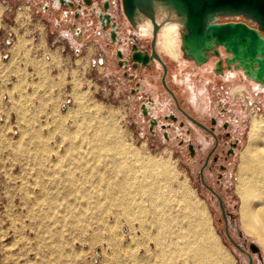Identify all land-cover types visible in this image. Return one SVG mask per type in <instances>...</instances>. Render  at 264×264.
<instances>
[{"label": "rangeland", "instance_id": "1", "mask_svg": "<svg viewBox=\"0 0 264 264\" xmlns=\"http://www.w3.org/2000/svg\"><path fill=\"white\" fill-rule=\"evenodd\" d=\"M5 3L0 0V26ZM113 4L124 27V22L129 21L122 1L113 0ZM126 22L120 48L128 58L132 43L149 49L152 35H142ZM9 25L14 27L17 38L8 58L2 49L7 36L3 34L5 27L0 29V264H205V254L197 253L196 249L201 246L200 239L187 235L190 207L202 203L234 264H250L249 253L254 264H264V241L243 222V199L238 185L252 122L264 119V88H256L240 72L231 79L216 75L210 70L213 65L208 69L188 65L187 70L182 66L185 61L173 58L162 45H157L168 66L167 82L176 91L182 107L219 137L212 161L204 170L205 180L222 196L230 232L248 253L229 239L220 200L207 188L200 174L217 138L179 110L162 85L164 68L160 62L156 61L152 67H125L116 58L119 46L112 45L107 47L113 58L112 69L106 67V60L99 64L97 59L95 69L89 70L81 59L66 65L61 55L52 58L49 55L45 60L47 73L36 67L38 77L33 76L30 81L32 72L28 70V60L22 69V57L13 55L14 49L20 44L26 45L28 39L20 37L15 21ZM65 38L62 35L59 43ZM98 58L104 59L105 55ZM178 67L194 77L196 85L203 86L208 95L207 108L192 101L184 81L175 75ZM145 70H155L160 93L168 102L165 108L154 109L159 123L153 128V117L143 111V104L151 97L142 85ZM79 88L84 93L80 94ZM84 109L101 115L94 124L110 125L121 149L123 143L140 156L166 164L170 190L159 191L167 200L165 207L161 210L152 207V196L139 193L141 203L130 210L134 220L122 215L115 221L114 214H110L108 223H103L97 209L105 210L99 204L103 195L93 193L94 176L85 177L81 170L77 171V183L82 190L90 191L91 198H79L81 193L67 191L69 182L65 170L72 165L71 130ZM171 113L177 117L166 118ZM78 139L84 140L82 134ZM189 143L195 147L194 154ZM82 147L86 149L88 145ZM121 157L119 150L115 151V160ZM130 163L134 164L135 160L131 159ZM113 209L123 211L120 205H114ZM145 209L148 213L142 212ZM156 219L170 222L160 227L154 222ZM252 242L259 250L253 251Z\"/></svg>", "mask_w": 264, "mask_h": 264}, {"label": "bare ground", "instance_id": "2", "mask_svg": "<svg viewBox=\"0 0 264 264\" xmlns=\"http://www.w3.org/2000/svg\"><path fill=\"white\" fill-rule=\"evenodd\" d=\"M151 4L153 13L161 27L157 43L159 46L162 45L173 58L179 57L181 60L199 69H208L213 65L210 69L211 72L219 76L227 75L229 77L230 75L234 78L237 73L240 72L245 79L254 83L256 88H264V83L258 82L256 78V71L250 70L249 67L240 60H232V56L229 55L223 47L206 46L200 53H193L191 49L188 48L185 52L183 49L184 43L182 35L186 32V15L174 4L165 0H152ZM217 15V13H213L210 17L215 19ZM127 24L129 26H134L135 30L142 35H152L153 33V21L151 17L143 11L142 5L139 6L138 13L132 23L133 25L130 23ZM217 50L221 53L220 57L217 56ZM227 59H229L231 63H229ZM228 63L230 66L229 71H235L234 74L225 72V67L227 68ZM42 67L44 68V66ZM181 79L184 81L186 89L190 92L192 101L201 107L206 105L208 96L204 90L200 92L195 90L194 86L197 83L196 80L192 77L189 79ZM79 87H81L80 84ZM80 89L81 88H79V90ZM81 93L84 92L82 91L80 94ZM199 94L201 95L198 96ZM83 95L84 94H82V97H84ZM77 111L78 110H76V112ZM70 112L72 113V111ZM80 113L81 115H78L79 117L76 115L78 118H76V124L72 128L70 135L73 137L71 149L69 151L72 165L65 170L69 182L67 191L69 193L73 191L81 193V195L78 196L79 198H91L90 191L82 190L77 183V179L79 178L77 171L81 170L82 175L85 177L94 176L93 193L103 195L102 201H99V204L104 206L105 210L97 208L101 212L103 223H108L107 217L110 214H114L115 221H119L122 215L128 220L129 217L134 220L135 217L132 216L130 210H132L135 205L141 203L139 200V193L152 196L150 200L152 207H156L160 210L165 207L167 200L160 196L162 193H159V191L162 190L164 193L165 190H170L168 187L170 177L166 171V164L158 163L157 160L153 158L147 159L144 156H140L134 148H127L123 143L121 149L117 142L118 136L114 133L110 125L107 123L94 124V121L100 118L101 115L87 112L86 110ZM72 117H74V115ZM79 130H82V132ZM64 131H66L64 133H68L67 130ZM81 134L84 140L78 139ZM249 138L250 144L242 160L238 184L243 199L242 216L246 227H252L253 231L264 241V119L253 120ZM82 145H88V147L84 149ZM117 150L122 154L119 160H115V151ZM125 155H127V157H124ZM131 159L135 160L134 164L130 163ZM138 161L140 163L139 166H137ZM109 162L110 164H107ZM99 180H101V182ZM114 205L122 206L123 211H113ZM188 206H190V204ZM190 211V229L187 235L200 239L201 246L196 249L197 253L205 254L206 257L202 256L203 258H207L205 264H234L233 256L220 242L218 235L212 227L211 218L205 204L202 203L200 206L199 204H197V206H191ZM95 212L96 209L93 210V213ZM142 212H147V209ZM139 219L142 221L140 214ZM154 222L161 227L168 225L170 220L156 219ZM257 224L259 226H257ZM102 237L108 238L107 236ZM202 246L205 250H203V248L201 250Z\"/></svg>", "mask_w": 264, "mask_h": 264}, {"label": "water", "instance_id": "3", "mask_svg": "<svg viewBox=\"0 0 264 264\" xmlns=\"http://www.w3.org/2000/svg\"><path fill=\"white\" fill-rule=\"evenodd\" d=\"M122 9L129 23L133 25L139 6L142 5L143 11L151 17L153 27L152 51L143 50L137 43H133L129 51L128 58L124 56V51L118 46L121 43V25L111 8V0H46V8L52 9L61 19L73 24L78 19H84L88 26L96 32L98 36L104 35L108 45L116 48V58L125 67L131 65L132 68L152 67L156 61L164 67L162 78L163 85L173 95L177 106L193 121L211 129L197 120L194 116L183 109L177 99L176 93L169 87L167 82L168 66L162 58L157 41L159 37L160 24L152 10V0H121ZM174 4L181 12L186 15V32L183 33V49L188 48L193 53H200L206 46L223 47L232 56V60H240L256 71L258 82L264 83V0H165ZM217 13L215 19L210 16ZM217 56L221 53L217 50ZM220 53V54H219ZM229 63L231 61L227 59ZM222 63V62H221ZM229 63L227 69H230ZM139 89V88H138ZM137 90V89H135ZM150 99V98H149ZM145 114L152 116V128L158 123L148 108V104H143ZM171 118H176L171 114ZM237 143H233L236 145ZM191 153H195L192 143L189 144ZM213 151V150H212ZM200 169V174L204 184L220 200L221 209L226 223V234L231 242L241 251L248 252L231 234L229 228L228 213L226 211L222 196L213 186L205 180L204 168L208 164L209 157ZM253 251L259 250V246L251 243ZM249 253V252H248ZM250 254V264H254V259Z\"/></svg>", "mask_w": 264, "mask_h": 264}, {"label": "crops", "instance_id": "4", "mask_svg": "<svg viewBox=\"0 0 264 264\" xmlns=\"http://www.w3.org/2000/svg\"><path fill=\"white\" fill-rule=\"evenodd\" d=\"M7 1L1 15L0 29L9 26L15 18L18 19L15 25L19 29L20 37L27 38L28 43L18 45L14 49L13 55L16 54L17 58L22 57L24 61L21 64L22 69L25 60H28V70L32 72L29 76L30 81H32L33 76L38 77L36 67L43 74L47 73L48 66L45 60L48 59L49 55L51 58L53 55H61L66 65L77 63L81 59L89 70L96 67L95 64L99 56L105 55L106 67L112 69L113 58L107 48V38L104 35L98 36L88 26L86 20L78 19L75 24L71 21L66 22L52 9L45 7L46 0ZM21 4L24 5V8L17 12V6ZM21 14L24 17L20 18ZM64 34L66 38L62 40L63 43H59L58 39ZM74 46H76L75 49Z\"/></svg>", "mask_w": 264, "mask_h": 264}, {"label": "flooded vegetation", "instance_id": "5", "mask_svg": "<svg viewBox=\"0 0 264 264\" xmlns=\"http://www.w3.org/2000/svg\"><path fill=\"white\" fill-rule=\"evenodd\" d=\"M111 3H112V5H111V8H112V11H113V13L116 15V17H117V14L115 13V9H114V4H113V0H111ZM47 4V3H46ZM45 4V5H46ZM121 25V24H120ZM125 22H124V27H123V25H121V32H120V34H121V43H120V45H119V48H120V46H121V44H122V41H123V35H122V30H123V32H124V28H125ZM127 26H129V25H127ZM130 27V26H129ZM152 39H153V36H152ZM135 43V42H134ZM133 44V43H132ZM158 45V44H157ZM131 47H132V45L130 46V49H131ZM158 47V46H157ZM143 49V48H142ZM143 50H146V51H149L150 53H151V51H152V40H151V44H150V48L149 49H143ZM160 52V51H159ZM185 64V66L184 65H182L183 67H185L187 70H189L190 68H188L189 66L188 65H190L189 63H187V62H185L184 63ZM194 66V65H193ZM164 68V67H163ZM225 72H227L228 74H234V72L235 71H229V70H227V68L225 67ZM184 74V75H183ZM175 75L177 76V77H180V78H185V79H189L191 76L189 75V74H187V73H185V72H183V70H182V68H177V71L175 70ZM184 76V77H183ZM226 77L227 78H229V79H231L232 77L229 75V77L226 75ZM192 78H194V77H192ZM195 79V78H194ZM153 80L155 81V83H153ZM196 80V79H195ZM197 82V81H196ZM197 84V83H196ZM142 85H144L145 87H147V89L149 90V92L151 93V97H150V101L147 103L148 104V108H149V111H150V113L154 116V117H156V115H155V112H154V109H158L159 108V106H161V107H163V108H165V105L167 106V104H168V102H167V98L166 97H164L161 93H160V85L158 84V82H157V80H156V72H155V70H145L144 72H143V82H142ZM162 85H163V82H162ZM141 86V85H140ZM163 87L165 88V86L163 85ZM169 87H170V85H169ZM139 88H141V87H139ZM171 88V87H170ZM194 88H195V90L197 91V92H200L201 90H204V88H203V86H201V85H196V86H194ZM166 89V88H165ZM172 89V88H171ZM167 90V89H166ZM172 90H174V89H172ZM169 93H170V91L169 90H167ZM175 91V90H174ZM175 93H176V91H175ZM206 93V92H205ZM171 94V93H170ZM201 94H199L198 96H200ZM171 96L173 97V95L171 94ZM176 96H177V99H178V101H179V103H180V105H181V102H180V99H179V96L177 95V93H176ZM208 96V95H207ZM173 99H174V97H173ZM174 101H175V99H174ZM207 102H208V100H207ZM175 103H176V101H175ZM176 105H177V103H176ZM178 107V106H177ZM181 107H182V105H181ZM179 108V107H178ZM183 108V107H182ZM202 108H207V105H204V106H202ZM184 109V108H183ZM179 110H181L180 108H179ZM182 111V110H181ZM183 112V111H182ZM184 113V112H183ZM171 114H174V113H171ZM171 114H169V115H167L166 116V118H171ZM185 114V113H184ZM175 115V114H174ZM176 116V115H175ZM177 117V116H176ZM188 117V116H187ZM157 118V121H158V123H159V120H158V117H156ZM189 118V117H188ZM196 118V117H195ZM173 119V118H172ZM175 119V118H174ZM191 119V118H190ZM197 119V118H196ZM192 120V119H191ZM198 120V119H197ZM200 121V120H199ZM193 122H195V121H193ZM200 122H202V121H200ZM213 122H215V119L213 120ZM157 123V124H158ZM197 125H199L197 122H195ZM203 124H205L204 122H202ZM157 124H155V125H157ZM226 124H228V122H226ZM154 125V126H155ZM206 125V124H205ZM151 126H152V123H151ZM163 126H167L166 124H163ZM199 126H201V125H199ZM208 126V125H207ZM202 128H204L203 126H201ZM209 127V126H208ZM210 128V127H209ZM205 129V128H204ZM211 129V131L210 130H207V129H205V130H207V131H210V132H213L214 134H215V136H216V138H217V143H216V146L211 150L212 151V153H211V156L209 157V161H208V164L205 166V168H204V170L210 165V163H211V161H212V156H213V153H214V151H215V149L217 148V146H218V143H219V137L216 135V133L213 131V129L212 128H210ZM165 133H167V132H165ZM233 143H235V142H233ZM190 144V143H189ZM195 148V147H194ZM191 151V150H190ZM210 151V152H211ZM209 152V153H210ZM209 153H208V155H209ZM208 155H207V157H206V159H205V161H204V163L206 162V160H207V158H208ZM204 165V164H203ZM208 188V187H207Z\"/></svg>", "mask_w": 264, "mask_h": 264}, {"label": "built area", "instance_id": "6", "mask_svg": "<svg viewBox=\"0 0 264 264\" xmlns=\"http://www.w3.org/2000/svg\"><path fill=\"white\" fill-rule=\"evenodd\" d=\"M5 2L7 3V0H5ZM24 8V5H18L17 6V12L20 11L21 9ZM15 23H17L18 19L15 18ZM7 36H4V41L2 42L3 46L2 49L4 50V54H5V58L9 57V54L11 53V46L14 44L16 38H17V32L15 31L14 27L12 26H7L4 28L3 30V34H5ZM10 52V53H9ZM99 59V64H102L104 62L103 58H98Z\"/></svg>", "mask_w": 264, "mask_h": 264}]
</instances>
